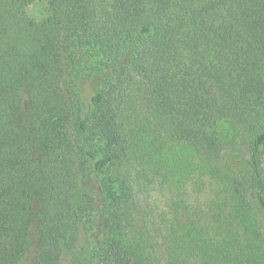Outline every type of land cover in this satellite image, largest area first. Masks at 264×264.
Segmentation results:
<instances>
[{"label":"trees","instance_id":"1","mask_svg":"<svg viewBox=\"0 0 264 264\" xmlns=\"http://www.w3.org/2000/svg\"><path fill=\"white\" fill-rule=\"evenodd\" d=\"M34 1L0 0V264H60L80 228L93 264H154L122 172L134 79L158 134L211 165L246 158L227 237L175 212L171 263L264 264L244 212L264 232V0H49L42 20Z\"/></svg>","mask_w":264,"mask_h":264},{"label":"rangeland","instance_id":"2","mask_svg":"<svg viewBox=\"0 0 264 264\" xmlns=\"http://www.w3.org/2000/svg\"><path fill=\"white\" fill-rule=\"evenodd\" d=\"M28 14L42 20L50 14L49 0H35L28 7ZM142 84L138 79L128 83L125 102V120L130 132L131 147L123 166V173L133 189L130 204L133 222L154 246V264H172L169 257L167 232L174 214L189 211V220L212 231L226 226L221 217L236 211L238 205L228 197L225 178L241 175L246 169V158L234 153L226 155L222 165L216 166L194 158L193 152L183 144L158 134L145 108ZM224 128H226L224 126ZM222 169L221 174L216 171ZM216 170V171H215ZM245 209L248 220L259 235L258 245L264 252V232L260 213L254 202ZM243 208V207H242ZM182 216V215H181ZM186 222L185 219H183ZM194 236L193 232L191 233ZM205 238L227 237L213 231ZM189 264H201L196 254L188 255ZM60 264H93L89 258L86 234L80 228L72 249L64 250ZM233 264H237L234 261Z\"/></svg>","mask_w":264,"mask_h":264}]
</instances>
